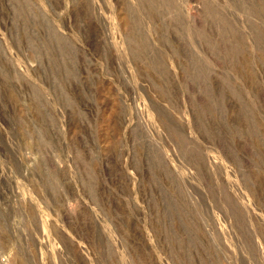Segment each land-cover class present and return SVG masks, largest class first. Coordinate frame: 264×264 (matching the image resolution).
Returning a JSON list of instances; mask_svg holds the SVG:
<instances>
[{"label": "rangeland", "instance_id": "1", "mask_svg": "<svg viewBox=\"0 0 264 264\" xmlns=\"http://www.w3.org/2000/svg\"><path fill=\"white\" fill-rule=\"evenodd\" d=\"M0 264H264V0H0Z\"/></svg>", "mask_w": 264, "mask_h": 264}]
</instances>
